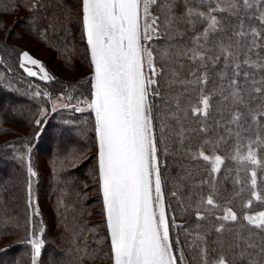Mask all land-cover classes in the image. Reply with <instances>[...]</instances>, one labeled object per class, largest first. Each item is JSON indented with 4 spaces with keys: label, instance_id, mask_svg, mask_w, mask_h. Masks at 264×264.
<instances>
[{
    "label": "trees",
    "instance_id": "obj_1",
    "mask_svg": "<svg viewBox=\"0 0 264 264\" xmlns=\"http://www.w3.org/2000/svg\"><path fill=\"white\" fill-rule=\"evenodd\" d=\"M223 2L226 4L228 0ZM210 4L215 7L214 0H172V15L180 18L172 27L179 34L162 35L150 42L152 46H172V52L190 47L191 37L202 31L206 24L195 15L190 17L196 22L195 26L186 23L189 19L187 10L206 12ZM9 14L14 16L11 25L7 26L6 20L0 18V264H32V248L27 242L31 232L44 241L38 264H113L98 182L95 115L82 103L79 106L85 110L76 111L80 101L91 99L92 67L83 36L81 0H75L74 11L72 0H0V15ZM153 14L157 13L154 11ZM213 14L224 24V31L216 33L213 39H222L225 44L232 42L233 52L239 56L240 62L246 57L254 63L264 62V38H257V47L253 48L250 34L242 38L233 36L234 32L241 30V23L245 32L251 28L264 31V25L256 19L259 13L255 8L241 11L238 15L228 12ZM17 28L38 46L50 49L59 67L77 73V77L70 80L59 76L44 60L41 63L54 79L46 81L28 76L20 66V54L33 52L9 41L10 38L20 39ZM237 39L240 40L239 45L234 43ZM209 47L214 52L218 51L211 44ZM172 61L166 66L165 79L160 83L163 99L161 96L150 97L157 105L156 111L161 119L166 112L165 105L181 93L192 103L197 102V85L175 83L169 86L168 80L174 71L177 81H194L196 76L191 73L200 75L202 70L187 57L173 56ZM241 66L240 80L246 89L252 88L253 80L256 84L264 80V69L242 63ZM223 71H227V76L222 80L219 73ZM231 71V68L224 69L222 61L208 66L209 81L205 94H211V100L210 115L206 118L207 132L195 131L205 126V118L189 112L185 127L193 130L186 133L189 139L185 140L184 148L172 143L170 149L174 154L161 157L168 178L163 193L170 221V240L177 256L183 251L186 264H200L199 251L192 246L200 243L196 240L197 234L204 236L210 262L220 255L232 264H248L249 258L253 261L264 258L261 250L264 233L242 218L243 215L264 211V203L252 195L255 191L264 197V148L254 146L261 164L252 165L229 158L236 154L238 141L234 135L215 144L226 135L227 128L236 130L235 125L228 123L232 112L231 100L219 94L221 85L227 88ZM245 71L252 77L246 83L243 80ZM62 96H71L72 99ZM56 101L62 102V105L53 108ZM12 102L17 103L13 106ZM180 103L182 107H188L189 100L181 98ZM257 103L252 100L249 106L254 107ZM171 107L175 111V105ZM237 107L245 113V128L249 129L241 130L242 140L239 142L240 151L246 154L249 138L255 139L259 132L260 138L264 139V128L257 129L247 115V108ZM37 120H41L39 128ZM257 120L264 124V117L257 116ZM170 122L175 125L174 120ZM205 139L212 141L215 154L224 158L220 172L214 175L219 189L216 199L231 207L239 217L235 222H223L224 231L221 233H217L215 228L222 223L216 219V216L223 215L222 211H214L207 219L198 221L194 204L193 208H181L176 197L170 194L177 182L182 185L179 195L185 205L189 197L195 202L201 195L209 194V186L201 184V181L210 178L206 169H210L211 164L202 159L193 160L189 155V145L191 151H196ZM204 147L205 154L211 155L212 145ZM29 163L36 176H29ZM237 170L241 181L238 184L234 183ZM252 170L257 172L255 189L251 188ZM181 176L183 180L179 179ZM29 185L39 215L29 207ZM241 188L244 189L242 192L239 191ZM229 200L231 203H227ZM173 217L174 224L171 223ZM41 227L44 230L42 236ZM237 234L244 239L250 237L256 245L247 249L243 261L236 254L239 249L232 247L237 242Z\"/></svg>",
    "mask_w": 264,
    "mask_h": 264
},
{
    "label": "snow or ice",
    "instance_id": "obj_2",
    "mask_svg": "<svg viewBox=\"0 0 264 264\" xmlns=\"http://www.w3.org/2000/svg\"><path fill=\"white\" fill-rule=\"evenodd\" d=\"M214 3L215 7L210 4L206 12H194L191 8L187 10L186 16L189 19L186 23L195 26L196 22L190 19L195 15L206 24V27L191 37L190 47L186 46L172 52L170 51L172 46L160 48L153 47L150 43L160 39L162 35L179 34L172 27L180 19L172 15V0H81L83 36L86 39L92 67L91 99L80 101L76 111L85 110L79 106L82 103L95 115L98 182L111 236L114 264H186L183 251L177 256L170 240V221L163 193L168 178L161 157L174 154L170 149L172 143L184 148L185 140L189 139L186 133L193 130L185 127V118L189 112L205 118V126L195 131L207 132L206 118L210 115L211 94H205V86L209 81L210 64L222 61L225 70L232 69L227 88L221 85L219 94L224 99L231 100L232 112L228 123L236 126L235 131L227 128L226 135L215 144L226 141L227 136L234 135L238 141L235 145L236 154L229 158L241 164L245 161L252 165L261 164L254 150V146L264 148V139L260 138L259 132L255 139L249 138L246 145L247 153L243 154L240 151L241 130L249 129L245 128V113L240 111L237 105L247 108V115L251 117L257 129L264 128V124L257 120V116L264 117V80L259 84L253 80L251 89H246L240 80L243 71L241 63L264 69V62L254 63L248 57L240 62L239 56L233 52L232 42L225 44L222 39H213L216 33L224 31L222 19L213 13L228 12L238 15L241 11L248 12L255 8L259 13L256 19L264 25V0H228L226 4L223 0H214ZM154 11L157 14L154 15ZM240 29L234 32L233 36L242 38L250 34L253 48L257 47V38H264V31H257L255 28L245 32L243 23ZM234 43L239 45L240 40L237 39ZM210 44L218 51L214 52L213 48L209 47ZM173 56L187 57L202 70L200 75L191 73L196 76L194 81H177L175 79L177 73L174 71L168 80L169 86L175 83L197 85L199 88L197 102L192 103L190 98L183 97L181 93L173 97L171 103L165 105L166 112L161 119L156 111L157 105L150 97H162L160 83L165 79L166 66L173 62ZM20 60V66L28 76H39L46 81L54 79L44 65L28 52L21 53ZM26 65H31L38 71ZM219 75L223 80L227 76V71L220 72ZM249 79H252L249 73L243 72L244 82ZM225 92L227 95H224ZM252 93L256 95L253 96ZM61 98L72 99L71 96ZM181 98L189 100L188 107L181 106ZM252 100L258 101L254 107L249 106ZM172 104L175 105V111L172 110ZM173 120L175 125L170 122ZM36 125L39 128L41 120H37ZM205 145H212L211 155L205 154ZM190 147L189 145L191 159H202L211 164V168L206 169L210 178L201 181V184L209 186L210 192L207 196L201 195L195 202L189 197L187 205L179 195L182 188L179 182L174 185L175 190L170 194L176 197L181 208H193L194 204L198 221L207 219L214 211H222V216H216L222 223L215 228L217 233H221L224 231L223 222H235L239 218L231 207L221 204L216 199L219 189L214 182V175L220 172L224 158L215 154V145L209 139H205L196 151H191ZM28 173L29 176L37 175L30 163ZM179 179L183 180L184 177L181 176ZM224 179L227 180L228 176L225 175ZM240 182L237 170L234 183ZM256 187L257 172L252 170L251 188ZM243 190L241 188L239 191ZM252 195L264 203V197L255 191ZM29 207L36 215L40 214L39 208L35 207L32 201L30 185ZM242 218L264 233V211L258 212L255 216L243 215ZM171 223H175V217ZM43 231L41 227V236ZM196 240L200 243L192 246L199 251L200 264H232L223 255L210 262L204 236L197 234ZM27 242L32 248V264H38L44 241L37 238L35 232H31ZM232 247L239 249L236 254L243 261L247 249L255 248L256 245L250 237L244 239L237 234V242ZM261 250L264 256V243L261 244ZM248 264H264V258L260 261L249 258Z\"/></svg>",
    "mask_w": 264,
    "mask_h": 264
},
{
    "label": "rangeland",
    "instance_id": "obj_3",
    "mask_svg": "<svg viewBox=\"0 0 264 264\" xmlns=\"http://www.w3.org/2000/svg\"><path fill=\"white\" fill-rule=\"evenodd\" d=\"M75 9V0H72V11H74ZM0 18L5 19L7 26L12 24V21L14 19V16H12L11 14L9 15H0ZM17 33L19 34V38H10L9 41L12 43H18V45L23 46V48L30 50L33 53H29L34 59L38 60V61H42L44 60V62L47 63V65L52 68V70H54V72H56L59 76H63L66 77L70 80H74L77 77V73L74 72H68L66 70H63L62 67L60 68L57 60L54 57L53 52L45 47L42 46H38V44L35 41L30 40L29 37L26 36V34L20 30V29H16ZM28 67H33L31 65H26ZM33 70L38 71V69H35L33 67ZM83 72H85L86 70H83ZM39 77V76H36ZM17 102H12L13 106L16 104ZM62 105V102L56 101L55 102V107H59ZM1 177V175H0ZM256 214L250 215V216H255Z\"/></svg>",
    "mask_w": 264,
    "mask_h": 264
},
{
    "label": "water",
    "instance_id": "obj_4",
    "mask_svg": "<svg viewBox=\"0 0 264 264\" xmlns=\"http://www.w3.org/2000/svg\"><path fill=\"white\" fill-rule=\"evenodd\" d=\"M85 41H86V39H85ZM86 45H87V43H86ZM87 48H88V46H87ZM88 52H89V50H88ZM89 56H90V53H89ZM105 218H106V213H105ZM106 223H107V219H106ZM107 227H108V225H107ZM108 232H109V229H108ZM109 238H110V243H111L110 233H109ZM113 264H114V260H113Z\"/></svg>",
    "mask_w": 264,
    "mask_h": 264
}]
</instances>
